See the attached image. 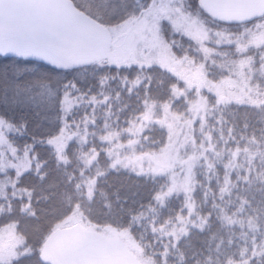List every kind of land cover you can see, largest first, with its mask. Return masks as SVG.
<instances>
[{
    "label": "snow or ice",
    "instance_id": "snow-or-ice-1",
    "mask_svg": "<svg viewBox=\"0 0 264 264\" xmlns=\"http://www.w3.org/2000/svg\"><path fill=\"white\" fill-rule=\"evenodd\" d=\"M0 264H264V0H0Z\"/></svg>",
    "mask_w": 264,
    "mask_h": 264
},
{
    "label": "trees",
    "instance_id": "trees-1",
    "mask_svg": "<svg viewBox=\"0 0 264 264\" xmlns=\"http://www.w3.org/2000/svg\"><path fill=\"white\" fill-rule=\"evenodd\" d=\"M121 182L127 183V181H124L123 178H114V183L120 184Z\"/></svg>",
    "mask_w": 264,
    "mask_h": 264
}]
</instances>
